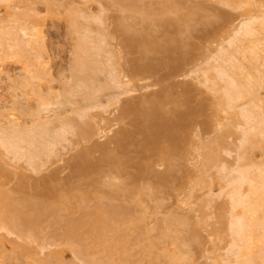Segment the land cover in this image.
<instances>
[{"label":"bare ground","instance_id":"bare-ground-1","mask_svg":"<svg viewBox=\"0 0 264 264\" xmlns=\"http://www.w3.org/2000/svg\"><path fill=\"white\" fill-rule=\"evenodd\" d=\"M78 1L79 0H76L77 3ZM80 1L78 3L80 6L78 7L77 4L66 3V0H0V157L4 159L7 166H14V170L16 169L15 172L17 173H19L18 171H20V173H25V171L22 170V168H24L32 172V174H38L40 171L42 172V170H45V167L48 169L51 164L57 163L56 161L59 160L60 162L62 159L65 160L66 158H64L63 155L67 154L66 151H74L76 148L80 147L79 144L82 142H89L92 138H97V140L100 138L101 141V139L104 140L107 136L108 138L112 136V139L116 135L114 132L116 131V126L122 123L120 119L122 118L121 121L126 119L127 113L130 117L127 118V120L130 119L132 122L134 121V117L131 115L133 111L141 112L143 109L144 113L139 112L140 115L137 113L139 117L144 115L143 117L145 118L147 115L144 120L147 122L149 117L156 114L155 119L154 117L151 119H154L155 122L157 120L159 125L162 126L161 124L166 122V119H164L165 115L162 113L164 110H160L162 108L159 106V102L163 103V100H165L170 104L171 100H173L172 98H170V100L168 99V97H171V95H169L171 93V88H168L170 91L169 93L167 92L169 95H167V99H164L166 98L164 95L158 96L161 94V91L159 94L156 93L158 99L153 96L152 98L150 97L151 95L155 96L153 93H150V95L148 92H145L150 95L148 98L146 97L147 94L143 92L146 98L143 100L144 97L141 93V102L140 100H135L137 98L136 96L134 99V97H131V94L129 95V93H134V90H140V87L143 89L153 84L152 82H150L152 84L143 82V85L146 84L140 86L141 81L147 77V75H145V77L143 74L148 71L149 77L153 74L150 75V71L153 70V68L150 69V66H148V68L144 65V62L146 65L149 63L147 61L149 59L146 58L149 53L147 56L145 54L148 50L149 52L150 50L156 52V50L160 48L157 49L156 47L159 45L156 44L155 50L154 42L153 46L150 44L152 42V37L149 43L146 42L148 41L147 39L155 33H158L159 26L162 27L168 20L172 22V20H170L172 18L173 21L176 22H173V25L177 24L176 26L181 28V31L180 29L178 30L180 34L182 32L186 34L189 33L190 29L198 26L197 24H203L205 28H207L206 24L210 26V23H215L216 19H220V16L216 17L219 13H221V17H224L222 16L224 15L223 12L219 9L220 6L222 7L221 4H223V6H225L223 8L235 9L234 12L237 10V12L234 13L235 16L232 15L233 18L232 16L230 18L226 17V19H230H228L229 22H225L226 19H224L225 17L223 18V20H225L224 23L228 24H225L226 26L223 21L217 20L218 22L216 25L214 24V27H218H215V30L212 28L214 32H216H211L213 31L211 29L210 32L213 34L209 35L212 37L210 38L208 36L205 40V51L202 49L203 52L201 50L202 53L200 54L196 52V54L192 53L194 54V59L190 54L189 57L191 58H188V61V56L184 54L186 57L184 59H186V61H181L184 56L179 54V56H181L179 58L177 56L178 54L176 55L178 51L177 46L180 44H178V41L174 38L176 34H172L174 35V39H170L171 42L173 41V43L170 42L173 44V47H175L177 43L175 48L177 51H174V55L179 59L182 58L178 61L179 63L177 62L179 65L181 64L180 62H182V66L175 70L177 73L172 72L174 74L170 77L178 75V77L183 78V80L180 78L183 82L189 80L190 83L193 79L196 80L195 83L198 86L200 84V86L202 85L204 87L207 96L209 95L208 91L212 95L208 96L209 100L211 99L209 104L207 105L203 100L202 103L204 104L201 103L199 109H201V112L202 110L207 112L206 109H210L215 114V116L211 114L212 117L209 115V118H207V116V119H211H206V122L202 120L203 124L205 123L204 125H206L205 128L199 125L201 121H190L189 127L191 129H184L183 124L184 122L186 123L184 120L182 125L174 124L172 126L173 128L171 127L172 131L168 132L170 135L171 132L173 133L181 129L179 132L177 131L178 133L176 132L177 134L169 136L170 138L167 136V140L174 139V142L179 143V145H177L178 143L173 145V143H170L173 140L170 142L168 141L169 144L172 145V150L170 149V152H174L175 146H177L176 148L180 150L178 152H182V155L185 154V159L189 161L188 165L192 162H196L193 163L196 164L193 171L195 172L196 168L197 175L193 173L191 177L190 171L188 170L190 168H188V166L186 167L188 177L194 178L195 176V179L188 178L190 180L186 179L187 181H184V179L187 178L185 174V178L182 180L183 185H178L179 187L176 193L178 196H176L178 200L180 197H183L182 195L184 193L185 197L181 198L183 202L180 199L177 202H179V204L181 202L184 205H190L191 211H194L195 214L197 213V223H194H196V226L199 224V228L197 229L198 226H191L192 221L190 222V218H187L188 215H185V213L182 215L179 212L172 211V214L169 213L168 216L166 215L167 213H165V216H158L159 213H163L160 207H162L161 203L164 204L166 200L163 198L164 196L162 197V194L163 192L167 194L166 192L168 189L165 191L164 187V191L161 194L157 192H160L158 190H162L161 187L164 186V184H162L163 186L160 184L167 181L163 174L165 170V175H167V169H162L163 171L162 173L160 172V174L159 171L161 170L158 171V169L154 167L152 171L149 169V171L152 172L150 173L151 175L155 172L154 174L160 175V178L158 177L159 180H163V182L159 180L153 182V176L145 177L146 179L150 178L151 181L153 179L152 184H158V187L153 186V188L148 180L146 182H149V185H142L146 182H141L139 183L140 185L137 184V186H134V184L138 183L137 181L140 182L141 179L143 181L144 178L142 176L149 171L143 170L145 174L143 173L142 176H140L141 174H136L138 178L132 177V180L136 178V183L133 182V185L128 183L129 181L127 182L124 178L120 179V175L123 173L119 172V168L115 167L118 164L115 156L118 158L120 154L116 153L117 155H114L113 152H116L115 149L111 151L112 155L109 149L113 147L110 148V145L106 142V144L103 142V144H101V142L99 144L97 143L98 141L96 142L93 139L94 144L95 142L97 143L93 145L94 154L92 153L91 142L90 144L86 142L88 147L90 146L89 148L91 151L89 152V149L85 150L86 146L84 145L85 156L81 157L80 154H83L80 151H83V148L81 149L80 147L81 150L79 149V152L76 151L80 159L75 160L73 163V168L76 173L84 170V172L78 173H84L80 174L81 176L83 175L84 180L87 179L86 176H84L85 174L89 176L90 174L95 175V173H97V171L94 172L93 169L99 171L100 176L99 173L96 174L99 176L98 180L97 177L94 179L96 175H93L94 177L90 175L92 179L88 177V181L89 179L90 181L93 179L96 180V182L93 181L95 182L94 184L90 182L93 185L96 184L97 186V183L99 184V186L94 187V191H92V186H88L89 188L91 187V192L93 193H89L88 187V190L85 189L88 191L86 192L84 190L85 186L81 188V186H79L80 184L78 186L81 190L78 187H74L72 191L73 186L70 187L72 183L68 185L69 182L67 181L66 186L70 188L71 192L66 188V192L64 193L63 182L61 180L56 182L58 174L55 173L57 171H52L53 173L51 172V175L49 174L51 178L53 175L55 177L52 178V181H49L51 178H48L49 180H43V183L46 184L41 183L44 186L40 183H37V185L38 188L39 185H41L40 188L45 187L47 189L48 186V188L52 189L51 184H48L49 182L53 183L54 181L58 186H60L59 184L62 182L63 189L61 190L62 186L58 187V190L60 189L59 194L62 192L56 197L58 202L56 199L55 201H51L50 197L48 201L42 200L48 198H43L48 191H46L45 194L42 192L44 194L42 198H40L41 195H39L40 197L37 195L39 199L35 195L24 197L25 195L23 194V197L22 195L18 197L16 195L18 193H14L16 188L13 190L12 187L14 191L12 192L9 187L6 188L0 184V264H264V0H203L204 3L200 2L202 0H196L195 3L194 0L193 2L183 0L186 2V7L182 0H98L99 2L95 0L99 3L98 6L100 5V7L96 6L98 7V9H95L96 11L93 10V8L92 11L91 7L89 8L90 10H88V7H85L87 4H93L94 1L88 0L90 2L92 1L91 3H88L86 0H82L84 3ZM187 1L189 3H187ZM206 1H209L207 3L208 8L211 6L214 8L213 10L209 9V11L207 10L208 8H205ZM40 2H42V5L43 2L46 5L40 7L42 9H45L44 7L47 8L44 13L43 10L37 6L41 4ZM73 2H75V0ZM81 3L83 5L85 4L83 8ZM105 3L110 4V6L108 5L109 7L107 8V4L105 5ZM210 3H212V5H210ZM64 4H66V6L69 4L71 7L67 6L69 7L67 8ZM214 4L216 6L218 4V10L213 7ZM66 9H68V11ZM108 9H119L117 10V12H119L117 13V20L120 19L117 21V26L119 27L113 28V26L108 23L109 20L107 21V19L109 18L107 17H110V14L107 15V11L110 12ZM120 10L122 15H120ZM206 10L207 13L205 12ZM61 12L66 14L62 15ZM170 15H172V18ZM120 16H122V18ZM201 16L208 22L202 21L203 19H201ZM209 16H211V18H208ZM198 17H201V20H199ZM59 19H63L66 23V30L68 33L67 41L70 39V41H68V43H70L69 48L67 47L68 50L66 49L67 52L65 51V46V48L62 46L64 49L58 47V49L64 50L67 53L65 55V52L62 51L64 52L63 56L67 59L62 56V52L60 54L59 51L61 50H57V46L55 47L53 44V37H51L53 31L50 27L57 25L55 21ZM127 19L130 20L131 24H133L132 22H134V24L137 22V27L139 25V27L145 25L144 28L146 30L142 27L143 29L141 31V29H138L135 25L131 26L129 21L127 22ZM131 19L133 21H131ZM140 19H143L142 25L139 24ZM211 19H214V22L213 20L211 22ZM144 20L146 23L143 24ZM109 22L112 23L111 21ZM171 22L167 23L169 26L166 25V27H163L170 28ZM219 22L223 23V25L220 26ZM191 23L193 24L191 25ZM180 25L183 26V29ZM184 26L185 29L187 28V32ZM211 27L213 26H210V28ZM117 28L124 30V33L120 30L121 37ZM147 28L150 31H148ZM165 28L164 31L166 30ZM216 28L220 31H217ZM113 29L116 30L112 31ZM154 29L155 33L151 31ZM170 30L169 33L171 34L172 32ZM145 31L148 32L146 33ZM164 31L162 30V32ZM149 32H152L151 35ZM114 33L118 34V42L123 40L121 43L123 44L126 42L125 45L127 44V46L124 45L125 47H122L120 42H116L117 40L113 41L115 38ZM141 34H145L147 37L146 38L145 35L144 37L142 36L146 38V41L144 40L146 43L144 46V43L142 44L141 42ZM134 35H138L134 38L137 41L141 38V43L139 41V43L136 42L139 45L142 44L141 46L144 47V50L147 44L150 45V48H154L150 49L148 47L146 53H143L142 57L147 59L146 61H144L145 59L143 58L141 59L143 64H141L142 62H137L136 64L140 65L134 66L132 65V61L129 65V67L133 66L140 68L138 71H141V67L143 66V73L138 72L135 68L138 73L137 75L126 69L129 63L126 62H131V60L125 57L128 56L127 52L129 54L131 53V51L129 52V49L131 50V42H134L133 45H135V40L132 38L135 37ZM169 35L168 39L171 36ZM157 36H153V41L157 39L158 42L155 41L157 43L165 39V37L159 39L160 36H158V38ZM186 36L188 37L190 34ZM189 39L187 38V40H185V38L181 36L180 40L187 42L182 43L183 45L180 44V47L182 46V54L183 47H187ZM128 44L130 45L128 46ZM166 44L167 43H165V45ZM168 45L169 43L166 46L168 47ZM160 46H164V44ZM172 46L168 47L170 49L165 47V52L163 51V47L161 48L163 56H165L166 51L168 53L170 51L173 52V50H171V48H173ZM126 47L128 48L127 50H125ZM136 47H134V49H137ZM189 47L188 45L186 49ZM141 50L142 52L144 51L142 48ZM186 53H191V51L187 50ZM195 55L200 57L195 59ZM122 57L123 59H128L122 61ZM171 58L172 57H169V60L173 63L176 59L171 60ZM165 61L164 63L169 62L168 60ZM124 64L126 66H124ZM168 64H170V62ZM174 64L175 63H173V66L171 65L167 68L178 65ZM155 66L156 65H154V67ZM132 69L134 68H131V70ZM172 73L170 72V74ZM136 76H138L137 80L139 79L140 83L136 81ZM141 76L144 78L140 79ZM168 78L166 77V79ZM137 85L139 88H137ZM185 85L190 87V84L186 83ZM168 86L166 85L165 87L167 88ZM201 87L199 88L202 89L203 87ZM189 89L190 88L187 87V89L185 88L184 90L189 91ZM126 95L130 96L129 99L133 98L135 101L131 99L133 102L130 100L126 102L128 96L126 99H123ZM138 96V98H140V95ZM124 101L125 103H123ZM136 101L137 103H134ZM138 102H140L139 107L137 106ZM174 102L176 103L177 101L171 102V105ZM213 103L215 104L212 105ZM173 105H175L174 107L177 106V104ZM202 105L205 106L202 107ZM211 105L214 106V108H212ZM207 106L209 107L207 108ZM177 108L179 109L180 107ZM187 108L190 109V107ZM190 110L189 112L185 109L184 112L179 111L178 113L185 114H182L183 117L188 113H190V116H193L195 113L201 114L200 111H196L198 109L191 108ZM158 111L161 112L160 115ZM129 112L132 113L129 114ZM152 113L155 114L153 115ZM210 113L211 112H209V114ZM158 118L159 120L160 118L162 119L159 121ZM135 119H137V117ZM127 120L124 121L127 122ZM137 120H139V118ZM154 121L150 123H148V121L147 123L149 125L145 122V124H143L144 126L141 125L140 127L146 128V126H148L146 129H149L148 133H150V135V129L152 128L153 137L156 136V140H159V133L161 132V134L163 133L164 135L163 129L165 127L163 128L162 126V128H160L157 122L155 123ZM161 121L163 122L161 123ZM207 121H209V123H207ZM143 122L141 120L140 123ZM193 123L194 125H192ZM165 124H167V122ZM136 125L139 127L138 124H135V126ZM119 126H121V129L125 130V127L122 128L124 125ZM130 126L131 124L129 127ZM177 126L180 127L178 128ZM184 126L187 127L185 124ZM121 129L117 133L121 136L118 135L120 145L123 144L124 146L125 144V147H127L129 142L126 139H131L132 135L131 137L129 135L132 130L127 131L131 128L127 129L126 127L125 133L123 132L124 130L121 131ZM185 130H190L191 133L187 131L188 134ZM112 131L115 134L110 135ZM156 133L158 134L156 135ZM180 133L181 137H178ZM182 133H184V135ZM190 134L192 135L190 136ZM166 135L168 134H165V136ZM174 135H176L177 139L174 138ZM185 135H187V138ZM126 136L127 138H125ZM149 137L151 138L152 135ZM153 137L152 139L155 140ZM114 138L116 139L117 135ZM152 139L150 141L148 138L152 145L148 140L146 141L149 146L146 145L149 148H146L147 146L142 147L145 143L141 142L139 147H142L144 150L146 148V153H150V151L155 152V148L152 147H155V145L157 147V142L156 140V143L152 142ZM187 139L193 142L189 143ZM178 140H183V144ZM115 143H117L116 140ZM133 144L137 147V144L134 142ZM180 144L182 147L184 145V147L188 149L190 147V149L186 150V148L183 147L182 149L185 150H182ZM190 144H192V147ZM106 145H108V147ZM118 147L120 148L121 146L118 145ZM150 147L151 150H148ZM119 148H117V150H119ZM191 148H193L194 151ZM96 150L98 152L103 150L102 152L100 151L99 154H103L102 156L104 157L98 156L99 158H96L94 156L95 152L97 154ZM104 150H107V152L109 150V154L112 156H105L107 152ZM190 150L192 153H190ZM86 151L88 152L86 153ZM125 151H121V153ZM158 151L162 155L159 156L160 158L163 159L167 157L164 159L165 164L166 162H171L169 161L171 159L169 158L171 156L169 151L157 150V152ZM185 151H189L188 154L185 153ZM128 152L127 147V155H125V157L128 156ZM91 153L93 157L89 159ZM155 154L156 153L153 155L155 156ZM192 154H194L193 158H195V161L192 157H189ZM72 155L69 154L71 160L73 159L71 158ZM86 155L88 156L86 157ZM153 155L152 157H154ZM158 155L159 154H156L157 157L156 159L154 158L153 161L156 162L159 160L160 163H164ZM121 159L122 157H119L120 161L123 160ZM66 161L68 162L69 159ZM159 162L157 163L159 164ZM101 163L107 164L109 169H111L110 165H115L116 171L114 167L111 169V172L108 171L109 169H102L108 166ZM70 164L71 166L73 165L72 163ZM120 164L122 165L123 161L122 163L120 162ZM185 164L187 165V163ZM153 165L154 162L150 166ZM166 165V167H168L169 163ZM77 166L80 170L75 168ZM159 166L161 165L159 164ZM156 171H158V173ZM157 175H154L155 179H157ZM161 175L164 179L161 178ZM139 178L141 179L139 180ZM41 179H44V177L42 178L40 176L39 179L37 178L36 180ZM100 179L103 183L102 181L98 182ZM81 180L82 178L80 181ZM191 180H193V183ZM188 181H190L191 183H189L193 186H189V183H185ZM100 183L105 186V190L107 191V193L103 192V195L101 192L104 186L100 185ZM184 183L187 185H184ZM187 186L190 188L192 187L191 189L189 188L190 191L185 190ZM101 188L102 190L99 191ZM108 188L110 191L107 190ZM76 189L79 190L76 191ZM82 189L84 191H82ZM176 189L177 188H175V190ZM181 190H183L182 194ZM197 190L200 192L203 191L201 196L199 194V199L197 198ZM193 192L195 194H193ZM168 193L170 192L168 191ZM154 194L158 195V197ZM34 196L37 199L33 198ZM140 196H144L142 199L143 201L139 199L142 198ZM165 196H168V194ZM160 197L164 200H161ZM193 197L194 199H192ZM153 198H159V201L156 200V202L160 204L157 208L159 210L157 211L156 209V211H154V215L157 214L156 217L158 220L155 217L152 218L151 215L148 214V205L143 204H146L149 199L154 200ZM137 207L140 208H138L139 211L136 209ZM149 218L150 220L156 219L155 224L148 221ZM150 223L153 225H150ZM200 228L205 232H201L203 230ZM185 231L187 233H185ZM202 233H206V238L203 237V240ZM194 244L196 245L194 246ZM197 244L201 245V247ZM199 248L201 250H199ZM196 249L198 252L200 251L199 253L201 255H197L196 258H193L197 254V252H194ZM193 252L196 254L194 255ZM199 257L203 260L200 261Z\"/></svg>","mask_w":264,"mask_h":264},{"label":"rangeland","instance_id":"rangeland-1","mask_svg":"<svg viewBox=\"0 0 264 264\" xmlns=\"http://www.w3.org/2000/svg\"><path fill=\"white\" fill-rule=\"evenodd\" d=\"M73 1H74V0H66V3H67V2H68V3H72V4L74 3V4H77L78 7L80 6V5L78 4L80 0L78 1V3L76 2V0H75V2H73ZM86 1H87L88 3H91L92 1H94L93 4L91 3V5L87 4V5H89V6H87V5L84 4L85 7H88V10H90V9H89L90 7H91V10H92V8H93V10H95V9H98V7H100V5L98 6V4H99V3H98V2H99L98 0H97L98 2H96L95 0H92L91 2L88 1V0H86ZM182 1H183V0H182ZM185 1H186V0H185ZM185 1H183V2H184L185 7H186L187 5H186V2H185ZM188 1H190V2L192 1V2H193V0H188ZM188 1H187V3H189ZM195 1H196V0H194V3H195ZM80 2H82V0H81ZM87 2H86V3H87ZM95 2H96L97 4H96ZM102 2H104V1H102ZM105 2H106V1H105ZM200 2H203V3H204L203 0L200 1ZM208 2H209V1H208ZM208 2L206 1V7H205L206 9L208 8V4H207ZM210 2H211V1H210ZM214 2H215V1H214ZM40 3H41V4L38 3L39 5H37V6H39V8H40V7H43V6H46V5L44 4V2H43V5H42V2H40ZM82 3H84V2H82ZM82 3H81V6H82V8H83L84 5H83ZM216 3H217V2H216ZM106 4H107V5H106ZM184 4H183V6H184ZM190 4H191V3H190ZM64 5L66 6V4H64ZM77 5H75V6H77ZM105 5L107 6V8L110 6V4H108V3H105ZM108 5H109V6H108ZM191 5H192V4H191ZM203 5H204V4H203ZM210 5H212V3H210ZM221 5H222V7L220 6V2H219V6H220L219 9L223 12L224 15H222V16H224L225 18H224V17H221V13H219L217 16H216V14H215L216 17H219V16H220V19H219V18H218V19L215 18V19H216V22H215V23H210V22H209V23L211 24L210 26H213V27H211V28H210L209 25H208V26H209V27H208L206 23H205V24H206V27H207V28H205V26H204L203 24H202V25L197 24L198 26H197L196 28H192V29H190V32L187 33V34H190V36L187 37V36H186V35H187L186 33H183V32H182L183 34H182V33H181V34L179 33V32L181 31V28H178V26H176L177 24L173 25V24L176 23V22L173 21L172 15H170L171 18H172V19H170V20H172V22L169 21V20L167 19V20H168L167 23H170V22H171L170 28H168V27H167L168 29L165 28L166 25H168V24L166 23L165 25H163V26H165V27L162 26L163 29H162L161 26H159L160 28L158 29L159 31H157L158 33H155V32H154L156 28H155L154 30H151L152 32L155 33V34L153 35L154 37L158 35V36H160L159 39H160L161 37H163V38L165 37L166 40L162 38L163 40H160L159 43H157V42H158L157 39L155 40V41H157V42L153 41V40H154V39H153V38H154L153 36L148 37V39H147L148 41H146V38H147V37H146L145 34H141V37H142V36L144 37V35H145L146 38H143V37H142V39H141V38L137 37V38H139V39H138L139 42L142 40V41H141L142 44L144 43L143 46L146 44L145 41H146L147 43H149V41L151 42V39H150V38L152 37V42H151L150 44L153 46V42H154V44H155L154 48L156 47V44L159 45L158 47H156L157 49L160 47L158 50H156V48H155L156 52H155V51L152 52V51L150 50V52H151V53H150L149 50H148V47H149L150 45H148V44L146 45L145 50H144V47L141 46L142 44H141V45L137 44L138 41H137L136 39H134V38H136V36H138V35H136V36L134 35L135 37H132L133 40H135V45H133L134 42H131L132 45H133V46L131 45V47H130L131 50L129 49V52L131 51V53L129 54L127 51H125V50L128 49L127 47H126V49L124 50V51L127 52V54H128V56H125V55H124V56L129 58V59H128V58H124V59H126V60H127V59H128V60H131V62H130V61H127V62H126V63L129 62L127 66H126L125 64H124V66H126V67H127L126 69H128V70L131 71L132 73L134 72L135 75L138 74L137 71L140 70V68L133 67V66L131 67V66H130L131 68H134V69L136 68V69H137V71H136V69H135V70L132 69V70H133V71H132L131 68L129 67V65H130V64L132 63V61H133L132 65H134V66H135V65L139 66L140 64L138 65V64H136V63H137V62H138V63H139V62H142V60H141V59L143 58L142 55H143V53H144V54L146 53V50H148V51H147V53H146L145 55L147 56L148 53H149V55H148L147 57H146V56H145V57H146L147 59H149V60H147L146 58H143V59H145L144 61L147 60V61L149 62V63L147 62L148 64H150L151 62L154 63V64L151 63L150 65H148V64L146 65V63L144 62V65H145V66H147V67L150 66V69L153 68V70L150 71V72H151L150 75L153 73V74L151 75L152 77H151V76L149 77V73H148L149 71H148V72H146L145 74H143L144 76L147 75V77L145 76V77H146L145 79H147V80H145V79L142 80V81L140 80V81H141V83H140V82H139V79L137 80V77H138L139 75L136 76V81H138V82L140 83V86L143 85V82H147V84H148V83H149V84H152V83H153L152 86L149 85V87H147V88L144 87V88H143V86L146 84V83H145V84L142 86L143 89H141V87H140V90H138V91L134 90V91H135L134 93H129V95L131 94V97H134V99H135V96H136L137 98H136L135 100H138V101L140 100V102H141V101H142V100H141V99H142V98H141V93H142V96L144 97V98H143V100H144V99H146L144 93H145V92H148L149 94H150V93H151V94H152V93L155 94V96H154V95H151V94H150V95H151V96H150L149 94L145 93V94H147L146 97L150 96V97L152 98V96H153V97H155V98L158 99V97H156V95H157L156 93L159 94V92L161 91V92H160L161 94H159L158 96H160V95H164V97L166 96V98H164V97H163V98H164V99H167V97H168L169 95H171V97H168V99L170 100V98H172L173 100H171V102H173V101H177L176 103H175V102L172 103V105H171V102H170V101H169L170 104L167 103V101H165V100H163V103H162V102H159V103H160L159 106L162 108V109H160V110H164L165 113H164L163 111H162V113H163V115H165V116H164V119H166L165 121L167 122V124H165L166 122L161 121V123L163 122L164 125H166V126H164L163 123H162L161 125L163 126V128L165 127V128L163 129V132H164L165 134H168V135L165 136V134L163 135V133L161 134V132H160V133H159V134H160V137L158 138L159 140H156V138H155L156 136L153 137V132H152L153 130H152V128L150 129L152 137L155 138V140H156V142H157V147H156V145H155V147H152V148H155V149H154L155 152L150 151V153H152V154H150V153H146V152H147V151H146V148H149V147H148L149 145L146 143V141L148 140V138H149V140L151 141L152 137H151V138L149 137V136H151L150 133H148L149 129H146L148 126L145 125L146 128H145V127H140L141 125L145 124L146 121H144V120H145V118H146V116H147L146 113H145V115H146L145 118L143 117L144 115H143V116H140L141 118L139 117L140 113H142V112L144 113V111H143V109H142V106H141L142 111H141V112L139 111L140 113H139V112H136V111H135V112L133 111V113L131 112V113H132V114H131V113L129 112V114H131V115L134 117V118L132 117L134 121L131 122L130 119L127 120V118H130V117L128 116V113H127V116H128V117L126 116V119H124V117H123V119H124L125 121L127 120V122H125L124 120L121 121L122 118L120 119V122H122V123H119V125H124L122 128L125 127V130H126V127H127V129L131 128L130 130H127V131H131V130H132V131H131V134L129 135L130 137H131V135H132L131 139L127 138V136L125 137V138H127L126 140L129 142V144H128V142L126 141L127 144H128L127 147H128V151H129V152H128V156L125 157V155H127V153H126V151H127V147H125V146H126L125 144H124V146H123V144H122V143H125V142H124V141H123V142L121 141V142H122V143H121L122 145H120V141H119V136H120V135L117 134L118 131L121 129V128H120L121 126L117 125V126H116L117 128H116V129L114 128L116 131L113 130V131L116 133V135H117V138H116V139L114 138L116 135L111 139L112 136H110V135L115 134L113 131H112V134L110 133V135H109L110 137H109V138H108V136H107L106 138L104 137V138H105L104 140L101 139V141H100L99 136H98V138H99L98 140H97V138H95V139L92 138V140L94 139L96 142L98 141L97 143H99V144H100V142H101V144H103V143L106 144V143H107V144L110 145V146H109L110 148L113 147L112 149H109V148H108V149L110 150V152H111L112 150H115V149H116V150H115L116 152H113V154L115 155V154L117 153V154H120V156L118 155V158H117V156H115L116 158L113 156V157L116 159V162L118 163V164L116 163V164L118 165V167H117V165H116V166L114 165V166H115L116 168H119V170H120L119 172H122V173L124 174V175L122 174L123 176L120 175L121 177L119 176L120 179H121V178H122V179L124 178L127 182L129 181L128 183H130V184H132L133 182L136 183V182H135V179L138 178V177H136V176H137L136 174H141L140 176H142L143 173L145 174L144 171H147V172H148L149 169H151V171H152V170H153V169H152L153 167H154L155 169H158V171L161 170V171H159V174H160V172L162 173V171H163L164 169H167V175H165V174H166V171H165V170L163 171V172H164L163 174H164V176H165V178H166L165 180H167L166 182H163V180H162V181L159 180L160 175L154 174L155 172L153 173V175H151L150 173H152V172L149 171L148 173H146L147 175L145 174V175L142 176V177L144 178L143 181H142L141 178H139V180L141 179L140 182L137 181L138 183H136V184L133 183V184H134V186H137V184L140 185L139 183H141V182H142V183H143V182H146L147 180L150 181V183L148 182L149 184H152V181H153L152 178H151L152 181L150 180V178H148V179L145 178V177H152V176H153V178H154V181H153V182H155V180H157V181L159 180V181L163 182V183L160 182L161 184L159 183L160 185L164 184V186L162 185L163 187H161L162 190H158V189L156 188L158 191H160V192H157V193H158V194H161V193L164 191L163 188L165 187V191H166V189H168L166 193H167L168 196H170L171 198L168 197V196H165V195H167V194H165V192H163L162 197L164 196L163 198H165L166 200H165V203H164V204L161 203L162 207H160V210H161V212H163V213H159L158 216H165V213H167L166 215L168 216L169 213L172 214V211H173V212H175V211H176V212H179V213H181L182 215H184V213H185V215H188L187 218H190V222H191V221L193 222V223L191 222V224H192L191 226H196L195 224L197 223V222H196V221H197L196 219L198 218V217H197L198 215L196 216L197 213L195 214L194 211H191L192 209H190V205H188V204H187V205H184V204L181 203V202H180V204H179V202H177V201H178L179 199L181 200V198H183V197H185V196H184V193H183V195H182L183 197H180V198L177 200V198H178L177 196H178V195H177L176 193H177V190H178V187H179L178 185H180V184L183 185V184H182V183H183L182 180L185 178V174L187 175V176H186L187 178H185L184 181H185L186 179H188V178H190V179H195V176H194V178H191V177H192L193 173H194V174L196 173V168H195V172L193 171V170H194V167H196V164H193V163H196V162H192V163H190V165H188V164H189V163H188L189 161L185 159V157H184L185 154L182 155V154H181L182 152H178V151H180V150H179L178 148H176L177 146H175V151H174V152H170V151L172 150V149H171V146H172V145H170L169 142H170L171 140H173L172 142H170V143H173V145H176L178 142H177V143L174 142V139H171V140H170V139L167 140V139L170 138L169 136H171V135L173 136V134H177V133L179 132V130H181V129L177 130V131H178V132L176 131L177 133H176L175 131H174L175 133H174V132H173V133L171 132L170 135H169L168 132L172 131V130H171V127H172L174 124H175V125H176V124H180V125H182L184 120L186 121V123L184 122V124L187 126V127H185L184 124H183L184 129H185V128H189V129H191V128L189 127V126H190V121H191V122H194V121H195V122H199V121H201V122H199V125H202V127L205 128L206 125H204L205 123L203 124V122H206L205 120H206L207 118H209V115L213 114V115L215 116V114H214V113L212 112V110H210V109H206L207 112H204V111L202 110L203 113L201 112V109H199V107L201 106V103H202L203 100H204V103H206L207 105H208L209 102L211 101V99L209 100V97H208V96L211 95V93H209V91H208V94H209V95L207 96V95L205 94L204 87H203L202 85H201V86H202L203 88L200 86L199 83H198V84H199V86H198V85L195 83L196 80H194V79L192 80L193 82L191 81V83H190V81L188 80V81H189V83H188V81H187V82H185V81L183 82V81H182L183 78H182V77H178V75H174V76H172V77H170V76L173 75L174 73H177V72H175V70H176L178 67L182 66V62H180V63H181L180 65L178 64V63H179L178 61H180V60L182 59V58L179 59V58L181 57V56H179V54L184 56V57L182 56L183 59H182L181 61H183V60L186 61V59H184V58H186L185 55L188 56V57H187V60H188V58H191V57H189L190 54H191V56H192L193 59H194V54H192V53H195V52H196L197 54H200V53L203 52V50L206 48V46L204 45V44H205V40H206V38H207L208 36L211 38L212 36L209 35V34H213V33H211V32H214V30H215L214 28H215V27H218V26H215V27H214V24L216 25V23L218 22L217 20H220L221 22L223 21V23H224L225 20H223V18L226 19V17H229V18H230L232 15L235 16L234 13H236L237 10H236V12H234L235 9L233 10V9L231 8V9H232V10H231V9H229V8H228V9H227V8H223V7H225V6H223V4H221ZM57 6H58V5H57ZM57 6H55V7H57ZM65 6H64V7H65ZM67 6H69V4H67ZM67 6H66V7H67ZM72 6H73V5H72ZM96 6H98V7H96ZM112 6H113V5H112ZM204 6H205V5H204ZM219 6H218V4H217V6L214 4L213 7L217 8V7H219ZM60 7H62V6H60ZM69 7H71V6H69ZM69 7H67V8H69ZM226 7H227V6H226ZM37 8H38V7H37ZM44 8L47 10L46 7H44ZM58 8H59V7H58ZM113 8H115V7H113ZM40 9H42V8H40ZM45 9H42V10H43V13H44ZM63 9H64V8H63ZM63 9H61V10H63ZM111 9H112V8H111ZM111 9H110V10L108 9L110 12L107 11V15L110 14V15H109L110 17H107V18H109V19H107V21L109 20V21H111V22L113 23V25H112V23H110V22L108 21V23H109L111 26H113V28L119 27V26H117V25H118L117 21L120 20V19L117 20V18H118L117 13H119V12H117V10H119V9H117V10H115V9L111 10ZM209 9H210V10H213L214 8H212L211 6H209V8H208L207 10H209ZM58 10L60 11V8H59ZM66 10L68 11V9H66ZM66 10H65V12H66ZM93 10H92V11H93ZM207 10L205 11L206 13H207ZM210 10H209V11H210ZM217 10H218V8H217ZM95 11H96V10H95ZM41 12H42V11H41ZM97 12H98V10H97ZM211 12H212V11H211ZM213 12H214V11H213ZM45 13H46V12H45ZM61 13H62V12H61ZM94 13H95V12H94ZM209 13H210V12H209ZM209 13H208V14H209ZM215 13H216V12H215ZM217 13H218V12H217ZM65 14H66V13H65ZM65 14L62 13V15H65ZM208 14H207V15H208ZM210 14H211V13H210ZM60 15H61V14H60ZM120 15H122V14H121V10H120ZM225 15H226V16H225ZM112 17H113V18H112ZM120 17L122 18V16H120ZM120 17H119V18H120ZM201 17H202V16H201ZM201 17H200V18H201ZM198 18H199V17H198ZM200 18H199V20L203 19L204 17H202L201 19H200ZM205 18H206V16H205ZM208 18H211V16H209ZM208 18H207V19H208ZM221 18H222V19H221ZM229 18H228V19H229ZM232 18H233V16H232ZM196 19H197V18H196ZM196 19H195V20H196ZM228 19H226L225 22H227ZM113 20H114L115 23L113 22ZM197 20H198V19H197ZM212 20H213V22H214V19H211V22H212ZM229 20H230V19H229ZM54 21H55V20H54ZM128 21H129V23H130V20L127 19V22H128ZM131 21H133V20L131 19ZM137 21L139 22L138 19H137ZM142 21H143V19H140V23H139V24H141ZM193 21H194V20H193ZM193 21H192V22H193ZM202 21L205 22V21H207V20H206V19H205V20L203 19ZM56 22H57V23H56ZM119 22H120V21H119ZM135 22H136V20H135ZM173 22H174V23H173ZM204 22H203V23H204ZM207 22H208V21H207ZM228 22H229V21H228ZM53 23H54V22H53ZM53 23H52V24H53ZM55 23H56L57 25H53V27H50V26H51V24H50V26H49V27L51 28V30L53 31V34H51V37H53V38H52V40H53V44L55 45V47L57 46V50H61V49H58V47L62 48V46H63V47L65 46L66 48H65V47H64V48H65V51H66V49L68 50V48H69V44H70V43H68V41H70V39L67 41L68 33H67V30H66V28H67V27H66V23L64 22L63 19H61V20L59 19V20L55 21ZM132 23H133V24L130 23L131 26H132V25H135V26H136V23H137V22H136L135 24H134V22H132ZM144 23H146L145 20H144L143 24H144ZM193 23H194V22H193ZM193 23H191V25H192ZM195 23H196V22H195ZM200 23H201V21H200ZM219 23H220V22H219ZM219 23H218V24H219ZM223 23H220V26H222ZM114 24H115V25H114ZM147 24H148V23H147ZM147 24H146V25H147ZM212 24H213V25H212ZM218 24H217V25H218ZM225 24H226V23H224V25H225ZM141 25H142V24H141ZM178 25H179V24H178ZM226 25H228V24H226ZM226 25H225V26H226ZM111 26H110V28H111ZM135 26H134V27H135ZM139 26H140V25H139ZM139 26H138V27L136 26V27H137L138 29H141V31H142V29L145 27V25H142L141 27H139ZM153 26H155V25H153ZM168 26H169V25H168ZM180 26H181L182 29H183V26H182V25H180ZM186 26H187V25H186ZM142 27H143V28H142ZM155 27H156V26H155ZM175 27L178 28V29H176ZM189 27H190V26H189ZM189 27H188V28H189ZM191 27H193V26H191ZM121 28H122V27H121ZM131 28H133V27H131ZM164 28L167 30V31L165 30L167 33L164 31ZM212 28H213L214 30H213ZM223 28H225V27H223ZM223 28H222V29H223ZM111 29H112V28H111ZM133 29H134V28H133ZM144 29H145V28H144ZM147 29H148V28H147ZM150 29H151V26H150ZM161 29H162L164 32H162ZM170 29H171V30H170ZM179 29H180V31L178 32ZM184 29H185V26H184ZM211 29H212L213 31H211ZM217 29H218V28H216V30H217ZM219 29H220V27H219ZM115 30H116V29H115ZM115 30L113 29L112 31H115ZM117 30H119L118 33L120 34V37H121V31L124 33V30H123V29H118V28H117ZM120 30H121V31H120ZM131 30H132V29H131ZM145 30H146V29H145ZM156 30H157V29H156ZM169 30L172 32L171 34L169 33ZM176 30H177V32H178L179 34L176 32ZM185 30H186V32H187V28H186ZM191 30H192V32H191ZM220 30H221V29H220ZM220 30H217V31H220ZM52 31H51V32H52ZM132 31H133V30H132ZM134 31H135V30H134ZM139 31H140V30H139ZM148 31H150V30L148 29ZM148 31H147V32H148ZM182 31H183V30H182ZM188 31H189V29H188ZM210 31H211V32H210ZM145 32H146V31H145ZM147 32H146V33H147ZM152 32H149L150 35H151ZM215 32H216V31H215ZM215 32H214V33H215ZM133 33H134V32H133ZM139 33H140V32H139ZM141 33H142V32H141ZM174 33L176 34V35H175L176 37H174V35H172V34H174ZM131 34H132V33H131ZM136 34H137V33H136ZM169 34H170L171 36H170ZM116 35H117V36H116ZM168 35L170 36L169 39H168ZM179 35H180V36H179ZM114 36H115V38H114L113 41H116V40H117L116 42H118V40H119V39H118V34H117V33H114ZM123 36H124V35H123ZM123 36H122V37H123ZM158 36H157V38H158ZM181 36H182L183 38H185V40H187V38H188V39L190 38L189 41H188V45H189L190 47H189L188 49H186V48L188 47V45H187V47H183V48H184V49H183V54H182V48H181L182 46L180 47V44L185 43L186 41H184V42L181 41V40H180V39H181ZM173 37L176 39V41H178V44L180 43L179 46H177V47H178V51H177V49L175 50L176 45H177L176 41H175L176 45L174 44L175 47H173V46H172L173 44H171V43H173V41L171 42L170 39L173 38ZM68 38H69V37H68ZM123 38H124V37H123ZM174 38H173V39H174ZM210 38H209V39H210ZM121 39H122V38H121ZM140 39H141V40H140ZM209 39H208V41H209ZM131 40H132V39H131ZM144 40H145V41H144ZM179 40H180V41H179ZM182 40H183V39H182ZM136 41H137V42H136ZM163 41H164L165 43H167V44L169 43L168 47H169V46H170V47H171V46L173 47V48H171V50H173V52H174V51H175V52L177 51V52H176V55L178 54L177 56H178L179 58H177V56L174 55L175 52L173 53V52H171V51H170L171 53H170V52L168 53V52L166 51V54H168V55L165 54L166 57L163 56V53H162V52L164 51V48L167 47V46H166L167 44L165 45V43H164ZM119 42L121 43V42H123V40H121V41H119ZM119 42H118V43H119ZM128 42H129V41H128ZM139 42H138V43H139ZM141 42H140V43H141ZM170 42H171V43H170ZM125 43H126V42H125ZM125 43H123V44L121 43V44H122V47L127 46V44L125 45ZM129 43H130V42H129ZM186 43H187V42H186ZM207 43H208V42H207ZM163 44H164V46H160V45H163ZM67 45H68V46H67ZM124 45H125V46H124ZM129 45H130V44H128V46H129ZM182 45H183V44H182ZM203 45H204V46H203ZM136 46H137V47H136ZM138 46H139V47H138ZM184 46H185V45H184ZM67 47H68V48H67ZM134 47H136L137 49H134ZM140 47L144 50L143 52H142V50H141ZM162 47H163V51H161V48H162ZM168 47H167V48H168ZM64 48H62V49H64ZM149 48H150V47H149ZM152 48H153V47H151L150 49H152ZM154 48H153V49H154ZM122 49H123V48H122ZM132 49H133V50H132ZM168 49H170V48H168ZM179 49H181V50H179ZM191 49H192V50H191ZM202 49H203V50H202ZM159 50H160V52H159ZM165 50H167V49H165ZM184 50H185V51H184ZM187 50H188V51H191V53H188L189 55L186 53ZM201 50H202V52H201ZM62 51H64V50L59 51L60 54H61ZM65 51H64V52H65ZM132 51H133V52H132ZM204 51H205V50H204ZM64 52H62V56H63V53H64ZM66 52H67V51H66ZM66 52L64 53L65 55L67 54ZM164 52H165V51H164ZM140 53H141V54H140ZM196 53H195V54H196ZM127 54H126V55H127ZM172 54H173V55H172ZM184 54H185V55H184ZM122 55H123V52H122ZM169 55H170V56H169ZM124 56H123V57H124ZM168 56L173 58V59L171 58V60H175V59H176L175 61H173V63L178 64V65H175V64H174V65H175L174 67H176V68H174V67L167 68L168 66H169V67H170L171 65L173 66V63H171L172 61L169 60V57H168ZM201 56H202V55H201ZM63 57H64L65 59H67L65 56H63ZM123 57H122V61H124ZM140 57H141V58H140ZM167 57H168V59H167ZM198 57H200V56H196V55H195V59L198 58ZM177 59H179V60H177ZM193 59H192V60H193ZM165 60H168V61L170 62V64H168L169 62H168V63H164ZM190 60H191V59H190ZM188 61H189V60H188ZM165 62H167V61H165ZM177 62H178V63H177ZM123 63H124V62H123ZM184 63H185V62H184ZM141 64H143V62H142ZM167 64H168V66H167ZM151 65H153V66H151ZM154 65H156V66L154 67ZM141 66H142V65H141ZM142 68H143V66L141 67V71H138V72L143 73V72H144V69L142 70ZM144 68H145V67H144ZM148 68H149V67H148ZM148 68H147V69H148ZM171 69H174V70H171ZM145 70H146V68H145ZM169 70H170V71H169ZM142 71H143V72H142ZM146 71H147V70H146ZM152 71H153V72H152ZM135 72H136V73H135ZM170 72H171V73L174 72V73L170 74ZM147 73H148V74H147ZM166 74H167V75H166ZM162 75H163V76H162ZM164 76H165V77H164ZM175 76H177V77H175ZM166 77H167V78L169 77V78L166 79ZM141 78H144V77L141 76L140 79H141ZM164 78H165L166 80H165ZM170 78H171V80H170ZM178 78H179V79H178ZM180 78H181L182 80H181ZM189 79H190V78H189ZM156 80H157V81H156ZM185 80H186V79H185ZM180 81H181V82H180ZM150 82H152V83H150ZM182 82H183L184 84H183ZM136 83H137V82H136ZM154 83H156V84H154ZM157 83H158V84H157ZM186 83H187V84H190V87H189L188 85H185ZM137 84H138V83H137ZM166 85H167V86L169 85V86L166 88V87H165ZM179 85H180V86H179ZM186 86H187L188 88H190L189 91H188V90H184L185 88L187 89ZM180 87H181L182 89H181ZM199 87H201L202 89H200ZM137 88H139L138 85H137ZM160 88H161V90H160ZM168 88H169V89L171 88V89H170V90H171V93H170L169 95H168V93H169L170 90H169ZM205 89H206V88H205ZM156 90H157V92H156ZM158 90H159V91H158ZM183 90H184L185 92H184ZM151 91H152V92H151ZM143 92H144V93H143ZM154 92H155V93H154ZM167 92H168V93H167ZM206 92H207V91H206ZM165 93H166V94H165ZM172 93H173V94H172ZM132 94H133V95H132ZM136 94H137V95H136ZM138 95H140V98H138V97H139ZM167 95H168V96H167ZM172 95H173L174 97H173ZM127 96H128V95H126L125 98H123V99H126ZM211 96H212V95H211ZM129 98H130V96H128V98H127L128 100H126V102L129 101V100L131 101V99H133V98H131V99H129ZM148 98H149V97H148ZM151 98H150V99H151ZM163 98H162V99H163ZM212 98H214V97H212ZM134 99H133V100H134ZM174 99H175V100H174ZM176 99H178V100H176ZM206 99H207V101L209 100L208 103H207ZM133 100H132L131 102H133ZM135 100H134V101H135ZM159 100H160V99H159ZM159 100H158V101H159ZM213 100H214V99H213ZM213 100H212V101H213ZM164 101H165V104H164ZM140 102H138V105H137L138 107H139V105H140ZM178 102H181V103H178ZM123 103H125V101H124ZM134 103H137V101L134 102ZM161 103H162L163 105H162ZM204 103H202V104H204ZM166 104H167V105H166ZM173 104H177V106L174 107L175 105H173ZM178 104H179V105H178ZM214 104H215V103H213L212 105H214ZM165 105H166V106H165ZM181 105H183V106H181ZM199 105H200V106H199ZM212 105H211V106H212ZM162 106H163V107H162ZM204 106H205V105H204ZM204 106L202 105V107H204ZM209 106H210V105H209ZM209 106H207V108H208ZM177 107H180L181 110H180V108L178 109ZM187 107H190V109H191V108H193V109H194V108H195V109H198V110H196V111H198V112L200 111L201 114H197V113H195V114H197V115L194 114L195 116H194V115H193V116H190V115H189L190 113H188V112L186 111V112L188 113V114H187L188 116L186 115V116L183 117V116H182L183 113H182V114H179V113H178L179 111H180V112H181V111L184 112L185 109L189 111L190 109H188ZM175 108H176V109H175ZM182 108H184V109H182ZM212 108H214V106H212ZM203 109H204V108H203ZM138 110H139V109H138ZM138 110H137V111H138ZM204 110H205V109H204ZM190 111H191V110H190ZM190 111H189V112H190ZM192 111H195V110H192ZM214 111H215V110H214ZM158 112H160V111H158ZM158 112H157V115H158ZM209 112H211V113L209 114ZM215 112H216V111H215ZM135 113H136V114H135ZM137 113H139V115H138ZM155 113H156V112H155ZM155 113H152V114L154 115ZM191 113H192V112H191ZM116 114H117V112H116ZM152 114H151V115H152ZM160 114H161V112L159 113V115H160ZM192 114H193V113H192ZM206 114H207V115H206ZM124 115H126V114H124ZM124 115H122V116H124ZM131 115H130V116H131ZM155 115H156V114H155ZM155 115L152 116V117H154V119H155ZM180 115H181L182 117H181ZM183 115H185V114H183ZM207 116H208V117H207ZM136 117H137V119L139 118V120L135 119ZM152 117H149L150 120L148 119V121H149V122L147 121L148 123L154 121V119H153V120L151 119ZM157 117H160V116H157ZM157 117H156V118H157ZM206 117H207V118H206ZM210 117H212V115H211ZM132 118H131V120H132ZM143 118H144V119H143ZM161 119H162V118H160V120H161ZM210 119H211V118H210ZM210 119H207V120H210ZM141 120H142V122H143V121H144V122H143V123H140ZM146 120H147V119H146ZM158 120H159V118H158ZM160 120H159V121H160ZM196 120H197V121H196ZM202 120H204V121L202 122ZM135 121H136L137 123H136ZM123 122L126 123V124L128 123L129 125L131 124V126L129 127L128 124L126 125V124H124ZM147 122H146V123H147ZM154 122H155V121H154ZM156 122H157V120H156ZM156 122H155V123H156ZM132 123H134V124H132ZM148 123H147V124H148ZM200 123H201V124H200ZM207 123H209V121H207ZM207 123H206V124H207ZM135 124H138L139 127H137V125L135 126ZM152 124H154V123H152ZM152 124H151V125H152ZM157 124L159 125L158 122H157ZM148 125H149V124H148ZM192 125H194V123H193ZM196 125H197V124H196ZM199 125H198V126H199ZM203 125H204V126H203ZM133 126H135V127H137V128H135V127H133ZM143 126H144V125H143ZM162 126L159 125L160 128H162ZM128 127H129V128H128ZM177 127H178V126H177ZM179 127H180V126H179ZM179 127H178V128H179ZM183 127H181V128H183ZM191 127H192V126H191ZM138 128H142V129L145 128L146 130H145V129L142 130V129H138ZM149 128H150V127H149ZM160 128H159V130H160ZM168 128H169V129H168ZM172 128H173V127H172ZM174 128H175V127H174ZM117 129H118V130H117ZM175 129H176V128H175ZM202 129H203V128H202ZM123 130H124V129H121V131H123ZM125 130H124L123 132L126 133ZM139 130H140V131H139ZM141 130H142L144 133H143ZM159 130H158V131H159ZM161 130H162V129H161ZM192 130H194V129H192ZM145 131H146V132H145ZM182 131H183V130H182ZM185 131H186V130H185ZM187 131H190V130H187ZM187 131H186V132H187ZM123 132H122V133H123ZM133 132H134V133H133ZM125 133H124V134H125ZM128 133H129V132H128ZM187 133H188V132H187ZM189 133H191V131H190ZM189 133H188V134H189ZM133 134H134V135H133ZM157 134H158V133H156V135H157ZM182 134L184 135V133H182ZM185 134H186V133H185ZM118 135H119V136H118ZM148 135H149V136H148ZM162 135H163L164 137H163ZM183 135H182V137H183ZM191 135H192V134H190V136H191ZM129 136H128V137H129ZM147 136H148V138H147ZM167 136H168V138H167ZM174 136H175L174 138H176V135H174ZM185 136H186V138H187V135H185ZM190 136H188V137H190ZM96 137H97V136H96ZM120 137H121V136H120ZM122 137H123V136H122ZM178 137H181V133H180V136L178 135ZM101 138H102V137H101ZM145 138H147V139H145ZM161 138H162V139H161ZM164 138H165V139H164ZM172 138H173V137H172ZM184 138H185V137H184ZM109 139H111L113 142H112L111 140H109ZM113 139H114V140H113ZM117 139H118V140H117ZM176 139H177V138H176ZM182 139H183V138H182ZM189 139H191V138H189ZM92 140H89V142H88V141H86V142H88V144H90V142H91V144H92L91 149H92V151H93L92 153L94 154L93 145H95V144H97V143L95 142V144H94V140H93V142H92ZM107 140H108V141H107ZM115 140L117 141V143H115ZM121 140H122V139H121ZM129 140L132 141V144H131V141H129ZM139 140H140V141H139ZM149 140H148V142H149ZM155 140L152 139V142H155ZM187 140H188V139H187ZM143 141H144V142H143ZM168 141H169V142H168ZM175 141H176V140H175ZM178 141H180V140H178ZM182 141H183V140H182ZM182 141H180V142L182 143ZM188 141H189V143H192V142H193V141L190 142V140H188ZM86 142H82V143L79 144V146L81 147V149L84 147V145L86 146V147H85L86 149L83 148V151H80V152L83 154V155L80 154L81 157H82V156H85V155H84V152H85L84 149H85V150H88V149H89V150H88L89 152L91 151L90 148H89L90 146L88 147V144H86ZM102 142H103V143H102ZM105 142H106V143H105ZM110 142H111L112 144H111ZM118 142H119V143H118ZM133 142H134L135 144H137V147L133 144ZM137 142H138V143H137ZM140 142H141V143H145V144H143L144 146H142V147H146V146L148 145V146L145 148V150L142 149V147H139V146H140ZM156 142H155V143H156ZM149 143L151 144V142H149ZM175 143H176V144H175ZM184 143H185V140H184ZM189 143H188V144H189ZM115 144H116V145H115ZM146 144H147V145H146ZM182 144H183V143H182ZM111 145H113V146H111ZM118 145L121 146V147H120L121 149L118 147ZM151 145H152V144H151ZM153 145H154V144H153ZM177 145H179V143H178ZM180 145H181V144H180ZM193 145H194V144H193ZM79 146H78V147H79ZM106 146L108 147V145H106ZM114 146H115V148H114ZM190 146L192 147V144H190ZM80 147H79V148H76L74 151L71 149V150H72L71 152L73 153V155H72V153L70 152V150H69L68 152L66 151V153H67L68 155H67V154H64V155H63V157L66 158L65 160L62 159V161H60V162H59V160L56 161L57 163L51 164L50 167H49L48 169H46V167H45V170H42V172L40 171V173H38V174H35V173L32 174V172H30L29 170H26V169H24V168H22V170H24L25 173H24V172H23V173H20V171H18L19 173H17V172H15L16 169L14 170V168H15L14 166H10L9 164H8L9 166H7L6 163H5V161H4V159L0 157V184H2V185H3L4 187H6V188L9 187V189H11V190H12V187H13V190H15V188H16L15 192H14L13 190H12V192H14V193H18V194H16L18 197H21V195H22V197H23L24 195H25L24 197H28V196L30 197V196H32V195H35V196H37V195H38V196L41 195V197H40V196H39V197L42 198V197L44 196L45 192L48 191V192L46 193L47 195L45 194V197H43V198H46V197H48V198H47V199H42V200H47V201L50 200V199H51V201H52V200L55 201V199L57 200L56 197L62 193V192H61V193L59 194V190H60V189L58 190V187H61V186H62V188H61V190H62V189H63V185H62V184H64V189H63V190H64V193L66 192V188H67V190H68V189L70 190V188L66 186V181L69 182L68 185L72 183L71 186H70V187L73 186L72 191L74 190V187H75V188H76V187L79 188V186H81V188L85 186V187H84V190H85V189H87V187H88L89 185L92 186V188H93L92 191H94V187L96 186V184L93 185V184L96 182V180H94V179H96V177H97V180H98V178H99V176H100L99 171L93 169L94 172L97 171V173H99V176L96 175L97 173H95L96 176H95L94 174H90V175H92V176H93V175L95 176V178H94L92 181H90V179H92V177H90V175L88 176V174H85L84 176H86L87 179L84 180L83 175H82V176L80 175V174H84V173H80V174H78L79 172H84V170H83V171L81 170V171H79L78 173H76V172L74 171V168H73V166H74L73 163L75 162V160L80 159L79 154H76V153H77L76 151L79 152ZM87 147H88V148H87ZM122 147H124V148H122ZM179 147H180V146H179ZM183 147H184V145H183ZM183 147H182V145H181V149H182ZM188 147H189V146H188ZM74 148H75V147H74ZM117 148H119L120 153H119V150H117ZM137 148H139V149H137ZM173 148H174V147H173ZM184 148H186V147H184ZM77 149H78V150H77ZM81 149H80V150H81ZM124 149H125L126 151H125ZM170 149H171V150H170ZM187 149H188V148H186V150H187ZM189 149H190V147H189ZM189 149H188V150H189ZM191 149L193 150V148H191ZM109 150H108V152H107V150H104V151H106V152L108 153V154H107V153H106V154L104 153L105 156H106V155H110V156L113 155L112 152H111L112 155L109 154ZM148 150H151V147H150V149H148ZM157 150H160V151H161V150H167V151L170 152L169 154H170L171 156H170L169 158H171V159H170L169 161H171V162H166V164L169 163V166H168V167H166L167 165L165 164V160H164V159H166L167 157H166V158H163V159L160 158L159 156H160L161 154L159 153V151L157 152ZM173 150H174V149H173ZM182 150H185V149H182ZM88 151H86V153H87ZM96 151H97V150H96ZM100 151H101V150H100ZM100 151H99V152H100ZM102 151H103V150H102ZM102 151H101V152H102ZM117 151H118V152H117ZM121 151H125V152L121 153ZM193 151H194V150H193ZM74 152H75V153H74ZM99 152L97 151V154H96V152H95V155H94V156H95L96 158H99L98 156H100V157L103 158V157H104V156H102L103 154L100 155L101 153L99 154ZM188 152H189V151H185V153H187V154H188ZM92 153H91V155H89V159H90L91 157H93V154H92ZM124 153H125V154H124ZM154 153L159 154L158 157H159L160 159H162L164 163H160L159 160L156 161V162L153 161L154 158L156 159V157H157L156 154H155V156L153 155ZM166 153H167V152H166ZM166 153H165V154H166ZM190 153H192L191 150H190ZM190 153H189V155H190ZM69 154L72 155V157H71V158H73L72 160L70 159ZM89 154H90V153H89ZM117 154H116V155H117ZM122 154H123V155H122ZM162 154H163V153H162ZM152 155H153L154 157H152ZM193 155H194V154H192V155L189 156V157H192V159L195 161V158H193V157H194ZM68 156H69V158H68ZM87 156H88V155H86V157H87ZM161 156H162V155H161ZM166 156H167V155H166ZM4 157H5V156H4ZM95 157H94V159H95ZM119 157H120V158L122 157V159H123V160L121 159V160L123 161V164H122V165L120 164V162L122 163V161L119 160ZM151 157H152V158H151ZM163 157H164V156H163ZM183 157H184V158H183ZM5 158H6V157H5ZM67 158L69 159L68 162L66 161V160H68ZM74 158H75V159H74ZM169 158H168V159H169ZM6 159H7V158H6ZM94 159H93V160H94ZM168 159H167V160H168ZM190 159H191V158H190ZM70 160H71V161H70ZM117 160H118V161H117ZM167 160H166V161H167ZM96 161H97V160H96ZM186 161H187V162H186ZM191 161H192V160H191ZM191 161H190V162H191ZM93 162H94V161H93ZM153 162H154V165H153V166H150ZM157 162H159V164H160L161 166H159V164H158ZM4 163H5V164H4ZM70 163H72L73 165L71 166ZM185 163H187V165H186ZM65 164H68L69 166H68V165H65ZM101 164H103V165H105V166L107 165V164H105V163H101ZM114 164H115V162H114ZM157 164H158V165H157ZM162 164H163V165H162ZM164 164H165V166H164ZM170 164H171V165H170ZM63 165H64V167H63ZM120 165H121V166H120ZM66 166H68V167H66ZM75 166H76V164H75ZM101 166H102V165H101ZM107 166H108V165H107ZM114 166H111V165H110L111 169H113ZM187 166H188V168H190V169H188L190 172H189V171H188V172L190 173V176H191V177H188V173H186V172H187V171H186V170H187V169H186ZM102 167H103V166H102ZM115 167H114V170L116 171ZM164 167H166V168H164ZM75 168H78V166L75 167ZM100 168H101V167H100ZM18 169H19V167H18ZM95 169H96V168H95ZM102 169H106V170H107V169H109V166H108L107 168L103 167ZM111 169H109L108 171L111 172ZM145 169H148V170H145ZM162 169H163V170H162ZM78 170H80V169L78 168ZM99 170H100V169H99ZM117 170H118V169H117ZM143 170H144V171H143ZM52 171H53V172L57 171V172L55 173V174H58V176H57L58 178H57L56 182H57L58 180H61V181L63 182V183H62V182L60 181L62 184H61L60 182H58V183H60V184H59L60 186H58L57 183H54V181H53V183H50V182H49V181H52V178L54 177V175H53L52 178H51V176H50ZM91 171H92V170H91ZM112 171H113V170H112ZM158 171H156V172L158 173ZM53 172H52V173H53ZM86 172H87V171H86ZM88 172H89V171H88ZM113 172H114V171H113ZM117 172H118V171H117ZM89 173H90V172H89ZM92 173H93V172H92ZM114 173H115V172H114ZM49 174H50V175H49ZM117 174H119V173H117ZM129 174L132 175V176H130ZM79 175H80V177L82 178L81 181H82V182L84 181L83 183L80 181L81 178L79 177ZM149 175H151V176H149ZM154 175H155V176L157 175V179H155V176H154ZM195 175H197V173H196ZM40 176H41L42 178L44 177V179H41L42 182H41V180H36L37 178L39 179ZM59 176H60V177H59ZM94 176H93V177H94ZM138 176H139V175H138ZM140 176H139V177H140ZM161 176H162V175H161ZM166 176H167V177H166ZM88 177H90L89 181H88ZM101 177H102V176H101ZM101 177H100V178H101ZM125 177H126V178H125ZM132 177H136V178H133L134 180H132ZM158 177H159V178H158ZM48 178H51V179L49 180ZM54 178H55V177H54ZM161 178H163V176H162ZM47 179L49 180V181H48V182H49L48 184H51V188H52V189L48 188V186H47V189H48V190H47L45 187H44V188H45L46 190H45L43 187L40 188V186L42 185L41 183H43V180H47ZM102 179H103V178H102ZM127 179H128V180H127ZM163 179H164V178H163ZM190 179H188V180H190ZM125 180H124V181H125ZM165 180H164V181H165ZM93 181H95V182H93ZM101 181H102V180L100 179V181H98V182H101ZM157 181H156V183H157ZM186 181H187V180H186ZM191 181H192V183H193V180H191ZM90 182H93V184L90 183ZM189 182H190V181L185 182V183L188 184ZM37 183H40V184H41V185H39V188H38ZM89 183H90V184H89ZM102 183H103V181H102ZM148 183L146 182V183H143L142 185H144V184H148ZM185 183H184V185H187V184H185ZM190 183H191V182H190ZM190 183H189V186L191 185ZM43 184H46V183H43ZM79 184H80V185H79ZM83 184H84V185H83ZM133 184H132V185H133ZM149 184H148V185H149ZM154 184H155V183H154ZM75 185H76V186H75ZM78 185H79V186H78ZM82 185H83V186H82ZM100 185H102V184L100 183ZM160 185H159V186H160ZM34 186H35V187H34ZM36 186H37V187H36ZM42 186H44V185H42ZM49 186H50V185H49ZM97 186H99L98 183H97ZM97 186H96V187H97ZM102 186H104V185H102ZM146 186H147V185H146ZM153 186H154V187H156V186L158 187V184H157V185H153V184H152V187H153ZM191 186H193V185H191ZM197 186H198V185H197ZM100 187H101V186H100ZM154 187H153V188H154ZM185 187H186V186H185ZM17 188H18V189H17ZM88 188H89V187H88ZM106 188H107V187H106ZM159 188H160V187H159ZM175 188H177V189L175 190ZM189 188H190V187L187 186V189L185 188V190L190 191V189H191L192 187H191L190 189H189ZM198 188H199V187H198ZM20 189H21V190H20ZM79 189H80V188H79ZM79 189H78V190H79ZM97 189H99V188H97ZM97 189H96V190H97ZM181 189H182V188H181ZM188 189H189V190H188ZM196 189H197V188H196ZM196 189H195V190H196ZM17 190L20 191V192H18ZM69 190H68V191H69ZM78 190L76 189V191H78ZM80 190H81V189H80ZM84 190L82 189V191H84ZM87 190H88V189H87ZM101 190H102V188H101L99 191H101ZM103 190H105V186H104V189H103ZM103 190H102V192H101L102 195H103V192L107 193L106 190H105V191H103ZM107 190H109V188H108ZM157 190H156V191H157ZM200 190H202V189H200ZM68 191H67V192H68ZM85 191H86V190H85ZM99 191H98V192H99ZM109 191H110V190H109ZM168 191H169L170 193H168ZM179 191H180V188H179ZM182 191H183V190H181V194H182ZM198 191H199V190L196 191V193H198V195H197V194H196V195L198 196L197 198L199 199V194H200V196L203 194L202 192L204 191V188H203V191H201V192H200V191L198 192ZM33 192H34V194H33ZM42 192H43L44 194H43ZM70 192H71V190H70ZM86 192H88V191H86ZM184 192H186V191H184ZM194 192H195V191H194ZM194 192H193V194H195ZM37 193H38V194H37ZM41 193H42V194H41ZM89 193H93V192H91V187L89 188ZM94 193H95V192H94ZM96 193H97V192H96ZM154 193H155V192H154ZM186 193H187V192H186ZM201 193H202V194H201ZM23 194H24V195H23ZM27 194H28V195H27ZM29 194H30V195H29ZM52 194H53V195H52ZM155 194H156V193H155ZM155 194H154V195H155ZM164 194H165V195H164ZM170 194H171V195H170ZM19 195H20V196H19ZM42 195H43V196H42ZM50 195H52V196H50ZM88 195H89V194H88ZM176 195H177V196H176ZM179 195H180V193H179ZM35 196H34L33 198H35ZM38 196H37V198H38ZM145 196H146V195H145ZM155 196L158 197V195H155ZM49 197H50V199H49ZM51 197H53V198H51ZM90 197H91V195H90ZM140 197H142V196H140ZM143 197H144V196H143ZM143 197H142V198H139V197H138V198H139L140 200H142ZM148 197H149V196H148ZM148 197H147V198H148ZM162 197H160V199H161ZM31 198H32V197H31ZM37 198H35V199H37ZM150 198H151V197H150ZM154 198H155V197H154ZM154 198H153V199H154ZM197 198H195V199H197ZM200 198H201V197H200ZM38 199H39V198H38ZM145 199H146V197H145ZM145 199H144V201H145ZM158 199H159V198H156V199H154V200L149 199V201H148V199H147L148 202H147L146 204L143 203L144 205H148L147 208L149 209V211L146 209L147 212H148V214H150L152 218L155 217L157 220H158V218L156 217L157 214H156V212H155L156 215H154V211H156V209L158 208V205H160V204H158V203L156 202V200L159 201ZM192 199H194V197H193ZM161 200H164V199H161ZM127 201H129V200H127ZM127 201H126V202H127ZM142 201H143V200H142ZM181 201H182V200H181ZM57 202H58V200H57ZM91 202H92V201H91ZM129 202H130V201H129ZM160 202H162V201H160ZM160 202H159V203H160ZM182 202H183V201H182ZM181 204H182V205H181ZM138 208H139V207H137L136 209H138ZM139 209H140V208H139ZM139 209H138V211H139ZM158 210H159V209H157V211H158ZM165 210H166V211H165ZM135 211H136V210H135ZM141 211H142V210H141ZM167 211H168V212H167ZM170 211H171V212H170ZM138 213H141V212H138ZM157 213H158V212H157ZM179 213H178V215H179ZM136 214H137V213H136ZM148 214H146V215H148ZM176 214H177V213H176ZM176 214H175V215H176ZM147 217H148V216H147ZM160 218H161V217H160ZM160 218H159V219H160ZM156 219H155V220L152 219V220H153V221H152V220H150V218H149V220H148V219H147V220H148V221H151V222H153V223L155 224ZM194 222H196V223H194ZM151 224H152V223H150V225H151ZM152 225H153V224H152ZM198 225H199V224H198ZM198 225H197V226H198ZM197 226H196V227H197ZM198 228H199V226L197 227V229H198ZM194 229H195V228H194ZM200 229H201V228H200ZM201 230H203V229H201ZM201 232H205V231L203 230V231H201ZM153 233H154V232H153ZM185 233H187V232L185 231ZM205 234H206V233H205ZM205 234L202 233V240H203V237H205ZM203 235H204V236H203ZM205 238H206V237H205ZM205 238H204V239H205ZM195 245H196V244H194V246H195ZM197 245L201 247V245H199V244H197ZM198 246H196V247H198ZM199 250H201V249L199 248ZM194 252H197V254L195 253V254H196V255H195ZM194 252H193V254L195 255V257H193V258H196L197 255H201V254L199 253L200 251L198 252L197 249H196V251L194 250ZM199 258H200V257H199ZM199 258H198V259H199ZM198 259H196V260H198ZM201 260H203V259L200 258V261H201Z\"/></svg>","mask_w":264,"mask_h":264}]
</instances>
